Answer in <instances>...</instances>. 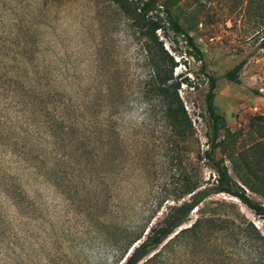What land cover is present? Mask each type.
Segmentation results:
<instances>
[{
	"label": "rangeland",
	"instance_id": "374dc122",
	"mask_svg": "<svg viewBox=\"0 0 264 264\" xmlns=\"http://www.w3.org/2000/svg\"><path fill=\"white\" fill-rule=\"evenodd\" d=\"M161 1L203 52L197 62L158 34L178 62L174 77L191 84L179 90L191 125L174 130L143 94L144 54L114 6L0 0V264H122L171 208L214 186L206 75L233 133L232 162L219 148L213 158L264 204L262 12L245 10L253 0ZM238 64V81L227 80ZM258 232L261 218L212 193L148 264H264Z\"/></svg>",
	"mask_w": 264,
	"mask_h": 264
},
{
	"label": "trees",
	"instance_id": "16d2710c",
	"mask_svg": "<svg viewBox=\"0 0 264 264\" xmlns=\"http://www.w3.org/2000/svg\"><path fill=\"white\" fill-rule=\"evenodd\" d=\"M106 5L114 6L124 17L126 23L134 30V34L139 41L140 48L144 54V61L148 68V76L144 82L143 94L156 104L154 110L160 114L164 120L165 126L174 130L177 127L190 126L186 110L179 96V90L182 84L191 85L189 80L182 76L174 77V69L177 67L173 57L170 56L163 48L162 41L159 40V33L163 37L173 34V39L184 42L187 46V55L197 62L203 61V52L196 47L193 39L180 22L176 21L170 10L161 0H102ZM249 6L245 7L251 12L261 11L259 15L264 20V0H253ZM252 4V5H251ZM241 64L236 65L226 72L225 78L231 82L238 81V72ZM181 78V79H180ZM180 79V80H179ZM208 89L205 94L206 111L210 120L211 139L209 150L205 152L206 159L211 163L215 173L214 186L210 188L203 187L199 191L190 192L191 200L183 202L180 205L171 208L163 221L155 228L148 230L143 237H138L135 241H139L130 250L122 264H139L144 258V264L151 263L158 257L160 251L155 252L169 237L174 230L180 227L190 214V212L202 203L210 194H227L236 198L240 203L247 207L255 216L262 219L264 223V204L253 201L246 191L234 181L228 172L224 160H215L213 158L214 151L219 148L222 154L232 162L233 144L230 129L226 126V122L220 116L213 105L214 90L216 87V79L212 75H206ZM239 177V176H238ZM242 185L247 189V182L242 180ZM263 192H257L264 198V143H263V178L260 180ZM251 191H253L251 189ZM204 218L197 219L190 227L180 230L178 235L196 231ZM254 229V228H253ZM255 230V229H254ZM257 238L263 242L264 253V232L259 234ZM167 241L166 247L170 241ZM134 241V242H135ZM132 242V243H134ZM132 243L130 245H132Z\"/></svg>",
	"mask_w": 264,
	"mask_h": 264
}]
</instances>
